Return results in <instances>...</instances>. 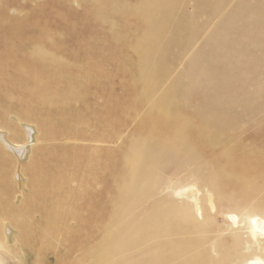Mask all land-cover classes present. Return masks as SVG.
Masks as SVG:
<instances>
[{"label":"rangeland","instance_id":"1","mask_svg":"<svg viewBox=\"0 0 264 264\" xmlns=\"http://www.w3.org/2000/svg\"><path fill=\"white\" fill-rule=\"evenodd\" d=\"M141 1L0 0V133L20 146L0 143V264L264 258L244 248L264 178L233 168L264 161V0H160L140 80ZM157 101L166 133L149 126ZM147 132L179 137L148 145L131 194L127 153L150 150Z\"/></svg>","mask_w":264,"mask_h":264},{"label":"bare ground","instance_id":"2","mask_svg":"<svg viewBox=\"0 0 264 264\" xmlns=\"http://www.w3.org/2000/svg\"><path fill=\"white\" fill-rule=\"evenodd\" d=\"M96 1V0H95ZM100 1V0H99ZM160 0H143V1H141V3L139 4V7H138V14H139V18H141L142 19V22H143V25H141L142 26V29H141V32H143V34H142V36H140L139 38H136L137 40L135 41V39H134V41L135 42H132L133 44H132V48H133V50L137 53V55H136V53H133L132 51V53L134 54V55H136L137 57H139V63L137 64L136 63V61H135V64L137 65V72H136V74H138V78L140 79V80H142V79H145V78H147V75L145 74V71L143 72V70L145 69L146 70V68H145V66H147V64H148V62H149V56H151L150 54H151V52L154 50L153 48L155 47V45H154V43H155V41L154 40H156V35H155V33H154V28L155 27H152L151 25H153V24H151V20H150V18H153L154 17V14L152 13V9H153V6H156L157 4H158V2H159ZM165 2H169L170 0H164ZM101 3V2H100ZM104 3V2H103ZM178 3V2H177ZM194 3V2H193ZM111 7V6H110ZM126 7V6H125ZM128 7V6H127ZM152 8V9H151ZM127 9V8H126ZM154 9H155V7H154ZM134 11V10H133ZM120 12H122V11H120ZM119 12V13H120ZM110 13V12H109ZM124 13H126V12H124ZM135 13V12H134ZM136 13H137V11H136ZM135 13V14H136ZM139 21H140V19H139ZM139 23V22H138ZM140 26V25H139ZM21 29V28H20ZM53 29V28H52ZM111 29H112V27H111ZM145 29V30H144ZM19 31V30H18ZM54 31V30H53ZM17 31H15V33H16ZM15 33L13 34V35H15ZM134 33V32H133ZM17 35H18V33H17ZM16 37V36H15ZM129 39L131 38V37H128ZM13 39V38H12ZM128 39V40H129ZM19 40V39H18ZM15 41V40H14ZM13 41V42H14ZM33 42H35V41H33ZM37 43V42H36ZM40 43H42V42H39L38 44H40ZM129 43V42H128ZM15 44V43H14ZM20 44V43H19ZM32 44V43H31ZM131 44V43H130ZM35 45V44H34ZM41 45V44H40ZM91 45V44H90ZM154 45V46H153ZM43 46H45V45H43ZM35 47V46H34ZM37 47H39V45L37 46ZM128 47V46H127ZM31 48H32V46H31ZM39 48H41V47H39ZM39 48H37V50L39 51ZM46 48V47H45ZM42 49H43V47H42ZM42 49H40V50H42ZM84 49V48H83ZM129 49V48H128ZM43 50H45V49H43ZM130 50V49H129ZM164 50V49H163ZM29 51V50H28ZM33 51H35V52H37L35 49H33ZM46 52H48V51H46ZM46 52H44L45 54H46ZM30 53V52H29ZM32 54H33V52H31ZM38 53V52H37ZM161 53V52H160ZM9 55V54H8ZM8 55H6V56H8ZM11 55V54H10ZM30 55V54H29ZM58 55V54H57ZM162 55V54H161ZM2 56V55H1ZM35 56V55H34ZM43 56H44V54H43ZM135 56V57H136ZM5 57V56H4ZM13 57V56H12ZM32 57H33V55H32ZM136 57V58H137ZM11 58V57H10ZM44 58H46V57H44ZM163 58V57H162ZM6 59V58H5ZM134 59V58H133ZM161 59V58H160ZM128 60V59H127ZM54 61V60H53ZM45 62V61H44ZM157 62V61H156ZM158 64H159V62H158ZM157 64V65H158ZM46 65V64H45ZM44 66V65H43ZM154 67V66H153ZM130 68V67H129ZM150 73V72H149ZM148 73V74H149ZM129 74V73H128ZM151 75V74H150ZM137 77H136V79H137ZM132 79V78H131ZM44 81V80H43ZM149 81H150V83H151V85H150V87L148 88L149 90L150 89H152V81L150 80V77H149ZM75 83V82H74ZM5 84V83H4ZM38 84V83H37ZM40 85H41V83H40ZM147 89V90H148ZM42 92V91H41ZM30 93V92H29ZM68 96V95H67ZM28 97V96H27ZM26 97V98H27ZM33 97V96H32ZM41 97V96H40ZM44 98V97H43ZM70 98V97H69ZM29 99H31L32 100V98H30L29 97ZM48 99H50V98H48ZM28 100V99H27ZM34 100H35V98H34ZM45 100H46V98H45ZM33 101V100H32ZM48 101V100H47ZM65 101V100H64ZM53 102V101H52ZM58 102V101H57ZM61 103V102H60ZM76 104H77V102H75ZM46 105V104H45ZM49 105V104H48ZM51 105V104H50ZM53 105V104H52ZM43 107V106H42ZM76 109H78V108H76ZM61 110V109H60ZM69 110V109H68ZM151 110L153 111V113H154V116H151V118H150V120L148 119V121H150V123H149V126H151L152 127V129L154 130V131H159L160 133H166V129L163 127L164 126V123H168V124H170L169 122V117H168V115H171L172 116V113L171 114H169V111H168V109H167V107H165V105H163L162 104V102L161 101H157V102H155L153 105H152V108H151ZM175 113V112H174ZM61 114V113H60ZM168 114V115H167ZM172 118H173V116H172ZM171 121H173V120H171ZM174 122V121H173ZM179 123V122H178ZM171 127H173L172 125H170ZM178 127V126H177ZM186 127V125L185 124H183V123H181V125L179 126V128H182V129H184ZM148 128V127H147ZM146 128V129H147ZM174 128H172V130H173ZM177 129V128H176ZM175 131V130H174ZM177 131V130H176ZM175 131V132H176ZM27 133V132H26ZM178 132H176V134H177ZM141 134V133H140ZM139 134V135H140ZM147 136L145 135V137H144V135H143V137H141L139 140H138V143L140 144V146L141 145H146V147H147V149L148 148H150L148 145H151V147H152V150H153V148L154 149H159V148H162V147H166L167 145H169V141L171 140V139H173L175 142L176 141H178V139H177V137H179V136H175V137H153L152 135L154 134V133H149V132H147ZM175 134V135H176ZM167 135H170L169 133L167 134ZM187 138V137H186ZM186 138H184V139H186ZM26 139H27V137H26ZM131 140H132V144L134 143L133 141L135 140V139H132L131 138ZM173 140H171V141H173ZM183 140V139H182ZM191 140V139H190ZM13 141V140H12ZM28 141V140H27ZM136 141V140H135ZM181 141V140H180ZM15 142V141H14ZM0 143H1V145H3V147H5V148H7L9 151H12L13 150V152L14 151H17L18 149H20V146H18L17 144H15V143H13V142H11V140L9 139H6V138H4L3 137V135L0 133ZM11 143H13V144H11ZM131 143V142H130ZM138 143H136V145L138 144ZM181 143V142H180ZM138 144V145H139ZM174 144V143H173ZM186 144H187V142H186ZM131 145V144H130ZM22 146V145H21ZM24 146V145H23ZM130 148H132V149H130L129 148V150L130 151H132V152H134V151H136V153L134 154V153H132V152H128L127 154V156H129V157H127L128 158V168H129V170L128 171H131V174H130V176L128 177V178H126L125 179V177H124V183H123V186L121 187V188H123V189H125L126 191H128V190H130V193L131 194H135L134 193V186H132V184L133 183H130L129 181L131 180V179H135V175H136V173H138V172H136V170L135 169H137L136 167H138V165L137 164H139V159L140 158H142V159H144L145 158V156H146V161H148V162H150V160L149 159H151L152 157V154H153V152H152V150H151V148H150V150L148 149V151H145L144 149H146V148H143L142 147V149H140V153L139 152H137V151H139V150H135V148L133 147V145H132V147L131 146H129ZM172 147V146H171ZM24 147H22V149H23ZM134 149V150H133ZM163 149V148H162ZM154 151V153H155V151L156 150H153ZM159 152V151H158ZM15 153V152H14ZM242 162V163H241ZM241 162H237V161H235L234 162V165H233V168L236 170L237 169V171H238V174H240V176H241V178L242 179H244L245 178V180L247 179V180H250L251 178H249V177H252V176H257L258 174H260L261 175V179H263L264 178V161L262 160V159H258V161H256L255 162V166H253V167H251V166H249V165H246L245 163L246 162H244L243 163V161H241ZM147 163V162H146ZM137 165V166H136ZM140 167V166H139ZM126 174V173H125ZM253 179V178H252ZM246 180V181H247ZM264 181V180H263ZM138 183H139V180H137L136 181V185H138ZM129 193V192H128ZM190 194V197L192 198V199H194L195 200V203H196V208H197V212H199V207H198V205H197V201H196V196H195V193H194V191H191V193H189ZM136 196V195H135ZM125 197H127V196H125ZM130 197V196H129ZM130 200V199H129ZM124 201V200H123ZM126 201V200H125ZM126 205V204H125ZM122 208V207H121ZM127 208H128V206H127ZM121 211V210H120ZM114 214V213H113ZM121 214V213H120ZM115 215H118V214H115ZM229 218L232 220V222L233 223H237V216L236 215H234V214H231V215H229ZM247 228H248V236H249V238H250V240H244V248L246 249V250H249V249H254V247H256V249H259V250H264V248L260 245V243L258 242V239L259 238H264V217H261V216H259V215H256V214H254V215H251L249 218H248V221H247ZM4 242L5 243H9V234H4ZM254 251H256V250H254ZM260 256V255H259ZM259 256H253V257H250V258H246L245 260H243V262H242V264H264V258H261V257H259ZM224 257H226V255L224 256ZM186 263V262H185ZM184 263V264H185Z\"/></svg>","mask_w":264,"mask_h":264}]
</instances>
